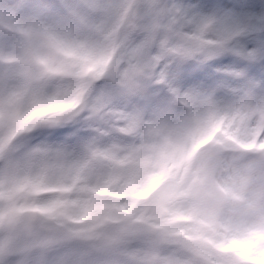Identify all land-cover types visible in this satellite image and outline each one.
<instances>
[{"label":"snow or ice","instance_id":"obj_1","mask_svg":"<svg viewBox=\"0 0 264 264\" xmlns=\"http://www.w3.org/2000/svg\"><path fill=\"white\" fill-rule=\"evenodd\" d=\"M122 15L114 61L124 65L122 78L143 85L142 62L159 61L162 94L166 85L201 118L193 130L160 114L139 145L112 152L114 174L93 184L87 174L98 146L79 143L88 133L76 113L37 118L22 139L8 142L7 134L24 114L16 111L22 101L39 109L53 96L82 99L106 78L110 45L101 35L107 41L108 25ZM69 54L77 65L61 59ZM66 72L78 87L57 95L53 82ZM128 119L142 122L139 113ZM209 137L197 162L195 146ZM253 143L259 150L246 151ZM172 167H183L185 180ZM155 177L166 178L149 197L159 223L121 217L110 239L96 236L94 224L77 227L69 200L55 195L81 181L90 193L143 190ZM179 196L188 207L171 206ZM126 206L89 196L84 211L102 220L105 208ZM177 217L191 219V233L179 229L185 239L177 238ZM0 264H264V0H0Z\"/></svg>","mask_w":264,"mask_h":264},{"label":"rangeland","instance_id":"obj_2","mask_svg":"<svg viewBox=\"0 0 264 264\" xmlns=\"http://www.w3.org/2000/svg\"><path fill=\"white\" fill-rule=\"evenodd\" d=\"M117 21L118 19L108 25L110 31L107 33V41L104 40V33L101 35V43L110 45L104 68L106 78L97 77L94 83L98 82V86L88 88L82 99L74 97L64 101L53 96L44 102V107L39 109L33 108L31 100L22 101L16 111L24 114L19 115L11 122V127L7 134L8 142L25 138L31 134L27 127L37 118L70 113L77 106L84 103L85 110L77 119L82 130L87 132L88 135L79 143L94 139L98 146L97 154H101L103 157L102 161L94 162L89 168L87 179L93 184L98 179L114 174L112 152L124 146L139 145L145 135L144 125L156 119L160 114H166L169 123L172 125L183 123L186 127H190L193 130L198 127V121L201 118L195 115L197 109L190 107L189 102L182 99L179 94L171 92L166 85L163 87L162 94L161 84L163 83V77L159 73L160 71L166 72V70L162 68L158 70L159 61H150L149 58V61L142 62L143 71L149 73V75L142 76V79L146 81L143 85H138L135 81H125L122 78L121 73L124 65H118L114 61L115 57L120 53L117 45L127 24V16L120 26L117 25ZM101 27L104 28L103 23ZM61 59L67 60L73 66L79 63L71 54L61 57ZM144 63H149L150 66L144 67ZM108 73L115 74V79L107 77ZM53 83L58 86L57 95H71L78 87L77 78L67 72L56 77ZM152 89H155V91H152ZM146 101H151V105L148 106L145 103ZM137 113L142 116V122L136 126H131L128 116ZM90 116L93 118L89 119ZM180 139L183 142L184 137L181 136ZM204 141L206 139L201 142ZM259 148V145L253 143L247 145L245 150L255 152ZM204 155L194 149V158L197 162L203 159ZM171 172L178 182H182L186 178V172L183 167H172ZM165 181V177H155L143 190L135 188L122 190L114 186L111 189L104 188L102 191L91 193L88 191L86 184L81 181L73 187L71 192L56 193L55 195L63 196L69 200L68 211L78 221L77 227L88 228L94 224L93 232L96 236L110 239L120 232L123 223L121 217L132 216L138 225L159 223L158 217L160 213L153 208L149 197L157 189L162 188ZM89 196H93L97 201H103L108 204L121 201L127 206L122 209L105 208L103 213L107 218L92 220L89 214L84 211V203ZM208 203L211 206V202L209 201ZM171 206L175 209H183L188 207L189 204L185 197L179 196L174 198ZM174 223L178 226L177 238L179 239H185V236L179 234V229H183L185 233H191L193 230L189 217H177ZM85 235L87 236V234ZM124 238L129 241V246H139L137 234L129 233ZM93 240H95V237ZM93 240L85 239L83 243H91Z\"/></svg>","mask_w":264,"mask_h":264},{"label":"water","instance_id":"obj_3","mask_svg":"<svg viewBox=\"0 0 264 264\" xmlns=\"http://www.w3.org/2000/svg\"><path fill=\"white\" fill-rule=\"evenodd\" d=\"M84 110H85V106H84V103H82L72 113H76L77 117H78L79 115H81L83 113ZM98 156H99V162L102 161L103 160L102 156L101 155H98Z\"/></svg>","mask_w":264,"mask_h":264},{"label":"bare ground","instance_id":"obj_4","mask_svg":"<svg viewBox=\"0 0 264 264\" xmlns=\"http://www.w3.org/2000/svg\"><path fill=\"white\" fill-rule=\"evenodd\" d=\"M124 19H125V15H122V16L119 18V22H122ZM210 140H211V137H209V138L203 143V146L206 145V144H208Z\"/></svg>","mask_w":264,"mask_h":264}]
</instances>
